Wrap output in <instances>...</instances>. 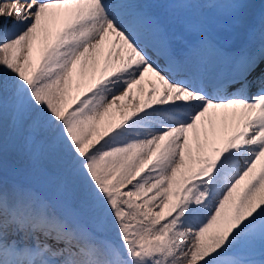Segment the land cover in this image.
Masks as SVG:
<instances>
[{
    "label": "snow or ice",
    "instance_id": "obj_1",
    "mask_svg": "<svg viewBox=\"0 0 264 264\" xmlns=\"http://www.w3.org/2000/svg\"><path fill=\"white\" fill-rule=\"evenodd\" d=\"M172 7L0 0V264H264V0Z\"/></svg>",
    "mask_w": 264,
    "mask_h": 264
},
{
    "label": "bare ground",
    "instance_id": "obj_2",
    "mask_svg": "<svg viewBox=\"0 0 264 264\" xmlns=\"http://www.w3.org/2000/svg\"><path fill=\"white\" fill-rule=\"evenodd\" d=\"M254 1H256V0H254ZM160 2H171V3L174 2L173 4H176V5H180V4H183L186 2H190V3L195 5V7H172V8H169L168 9L169 11L172 10V18L171 19H173V21H175V19L178 20V18H175V15L180 17V15H179V13H180L182 17H184L185 19H191V21L193 23H195L198 20V17L196 16V8L203 7V0H160ZM4 22H6L10 27L13 20L12 19L5 20V18L0 17V23H4ZM0 71H2V69H0ZM149 75H151V74H146V78H145L146 87L149 86V83L147 82V79H148L147 77ZM134 91H135V95L133 97H131L132 104L128 105L126 110L130 111L135 105L141 103L142 100L144 98H146L145 97L146 92H143V93L140 92L138 86L134 87ZM73 94L75 95V92ZM137 97H139V99ZM116 112H117V117H119L122 114L119 110H116ZM69 188H70V190L79 192L81 190V182L78 179H74L70 183Z\"/></svg>",
    "mask_w": 264,
    "mask_h": 264
},
{
    "label": "rangeland",
    "instance_id": "obj_3",
    "mask_svg": "<svg viewBox=\"0 0 264 264\" xmlns=\"http://www.w3.org/2000/svg\"><path fill=\"white\" fill-rule=\"evenodd\" d=\"M252 11H253V9H252ZM253 13H254V11H253Z\"/></svg>",
    "mask_w": 264,
    "mask_h": 264
}]
</instances>
